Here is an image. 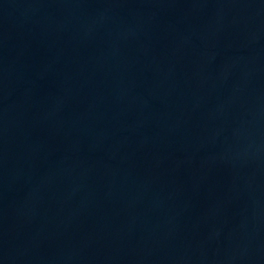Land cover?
<instances>
[{
    "label": "water",
    "instance_id": "water-1",
    "mask_svg": "<svg viewBox=\"0 0 264 264\" xmlns=\"http://www.w3.org/2000/svg\"><path fill=\"white\" fill-rule=\"evenodd\" d=\"M0 264H264V0H0Z\"/></svg>",
    "mask_w": 264,
    "mask_h": 264
}]
</instances>
